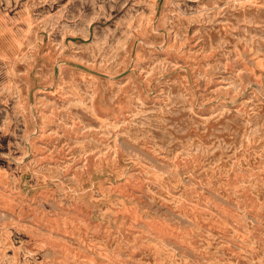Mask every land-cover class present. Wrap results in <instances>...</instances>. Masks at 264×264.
<instances>
[{
    "label": "rangeland",
    "instance_id": "1",
    "mask_svg": "<svg viewBox=\"0 0 264 264\" xmlns=\"http://www.w3.org/2000/svg\"><path fill=\"white\" fill-rule=\"evenodd\" d=\"M0 264H264V0H0Z\"/></svg>",
    "mask_w": 264,
    "mask_h": 264
}]
</instances>
